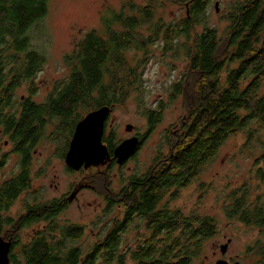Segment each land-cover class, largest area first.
<instances>
[{
	"label": "trees",
	"instance_id": "16d2710c",
	"mask_svg": "<svg viewBox=\"0 0 264 264\" xmlns=\"http://www.w3.org/2000/svg\"><path fill=\"white\" fill-rule=\"evenodd\" d=\"M49 1L0 0V126L16 125L22 143L30 135L36 139L48 126L67 139L90 112L115 108L143 91L141 68L157 42L173 53L184 52V76L170 93L172 100L185 99L188 112L176 136L167 138V155L160 153L143 176H132L120 195L109 196L105 186L108 204L115 198L123 211L116 224L110 220L104 227L100 237L105 240L95 250L72 246L78 239L75 229H66L59 240L52 235L58 229L50 225L51 236L44 232L23 245L10 264H126L127 255L118 253L121 236L138 220L134 229L146 226V234L156 232L157 244L137 245L129 253L135 264H192L202 241L215 233L217 221L185 218L162 202L169 194L170 199L177 198L175 193L196 181L238 134L249 143L259 141L256 165L264 162L260 136V129L264 130V0H237L230 5L224 41L205 19L207 6L214 0L127 2L118 12H109L103 35L92 30L75 42L65 60L68 77L54 84L43 103L32 101L36 93L32 86L31 97L17 101L16 90L32 85L46 63L33 42L35 34L45 35ZM167 3L187 6L185 18L170 23L157 18ZM180 38L186 42L180 43ZM130 51L139 55L133 64L127 59ZM157 113L150 110L147 115L150 129L159 122ZM107 143L111 148L116 144L113 138ZM243 148L253 151L247 144ZM251 197L246 186L232 190L225 215L245 226L264 228L263 197ZM258 250L259 264H264V244Z\"/></svg>",
	"mask_w": 264,
	"mask_h": 264
},
{
	"label": "rangeland",
	"instance_id": "374dc122",
	"mask_svg": "<svg viewBox=\"0 0 264 264\" xmlns=\"http://www.w3.org/2000/svg\"><path fill=\"white\" fill-rule=\"evenodd\" d=\"M237 0H214L208 4L205 14L206 21L211 28H215L224 41L225 31L229 25V7ZM133 2L144 5L146 0H50L48 3V14L44 19L45 35L35 34L37 39L33 42L34 47L46 58V63L40 72L35 76L32 85H23L15 92L18 100L31 97L29 89L31 86L36 89L31 97L36 104H41L47 98L54 84L67 78L70 68L66 64V57L72 52L76 41L95 30L104 34V19L109 18V12H118L124 4ZM187 6L167 3L161 8L157 18H162L165 23L173 20H182L186 16ZM202 26L197 28L201 32ZM185 43L184 38L179 39ZM179 45H177L178 47ZM184 52L173 53L165 50L162 43L157 42L148 51L147 64L141 68L144 80L143 91L130 95L123 104L113 108L106 125L107 134H116L118 139L127 137L126 126L131 125L135 132L146 135L143 149L138 154L135 162L123 169L115 168L111 171L109 179L96 175L95 172L87 171V179L95 180L96 190L85 191L80 197V208L73 206L67 215L81 221L86 232L91 236L90 223H97L96 232L104 222L116 217L115 209L107 218L101 213L103 208L99 207L102 198L106 196L105 186L114 191L120 189L121 178H129L135 173H143L149 169L154 156L160 153L167 155L170 147L167 144L169 136H176L182 120L187 115V103L185 99L172 100L170 88L182 80L187 66L183 56ZM139 60V55L130 51L127 53L129 63L133 64L134 59ZM155 111L160 114L159 122L153 129L149 127L148 113ZM52 127L48 126L47 136H51ZM172 134V135H171ZM260 136L264 139V130L260 129ZM57 135L54 141L46 143V146L53 150H60L62 140ZM120 141H117L118 144ZM247 144L253 151H247L243 146ZM48 148H45L44 155ZM260 154L259 141L248 142L246 136L238 134L230 139L222 147L217 161L208 167L200 177L189 186L175 193L178 197L170 199L169 194L162 202L167 204L170 211H180L185 218L199 216L214 218L217 221V228L212 236L202 241L198 256L192 264H216L217 258H222L220 247L227 245V256H238L242 264H259V245L264 244V228L245 226L244 224L229 220L225 215L227 197L232 190L246 186L252 194L251 199L263 197L264 201V177L258 175V171L264 173V162L256 165V158ZM49 173H55L62 187L68 186L74 181V176L66 170L57 166ZM85 177L86 175H82ZM112 181V182H111ZM45 193L47 197L56 194L48 188L47 181ZM120 186H118V185ZM91 203V206H88ZM134 222L132 229L139 225ZM93 228V227H92ZM31 232V231H29ZM145 235L149 236V234ZM177 235V234H176ZM25 237V235H24ZM121 246L118 253L127 255L126 264H135L129 253L135 250L136 235L133 231L122 236ZM91 242L92 236L90 237ZM91 242H81L72 245L85 250L91 248ZM72 248V247H69ZM129 249V250H128Z\"/></svg>",
	"mask_w": 264,
	"mask_h": 264
},
{
	"label": "flooded vegetation",
	"instance_id": "af4514ba",
	"mask_svg": "<svg viewBox=\"0 0 264 264\" xmlns=\"http://www.w3.org/2000/svg\"><path fill=\"white\" fill-rule=\"evenodd\" d=\"M109 117L105 122V130L103 136V144L108 148L111 159L104 167L99 168H90L84 169L81 168L78 171H74L66 166L65 159L66 154L69 150L70 141L72 139L73 133L68 136L67 139L63 136H59L58 140H62V145L59 147L60 150H53L46 146V143L53 142L55 132L52 129L51 136H47L45 132L42 135H38L35 139L30 135L28 140L25 143L19 141V135L16 133L15 126H0V239L9 244V264L15 256H17L21 247L25 244L30 243L32 240L37 239L39 236L45 235L51 236L49 231L50 225L52 229L56 226L57 231L52 235L61 240L63 232L68 229H75L78 239L76 243L91 242L90 237L92 236L91 250L97 246L98 243L103 242L105 238L100 237L101 233L104 232V227L108 222H104L103 225L98 229L97 223H90L91 228L89 229L91 236L86 232V227H84L81 221H76L75 218L70 217L68 214L69 210L76 206L80 208V197L85 191H95L96 185L95 180L87 179V171L95 172L96 175L102 176L107 181L109 179L110 173L113 169H123L128 167L130 164L135 162L140 151L143 149L146 141V135L135 132L133 129L131 132H127V137L118 139L116 134L112 135L107 134L106 125ZM113 138L114 142L120 141L118 144H115L113 148L107 143V140ZM131 138H137L139 140V145L134 152V154L123 164L119 165L117 160L114 158V149L124 140ZM45 148H48L47 154L44 155L43 152ZM158 157L156 154L152 160ZM151 164V165H152ZM61 166L69 174L74 176V181L69 182L66 188L61 186L58 182L59 178L55 173H49L52 168ZM146 172L135 173L132 176H143ZM82 175H86L83 177ZM131 177L121 178L120 189L117 191L112 190L108 187V195L113 197V195H120L121 191L128 187L131 183ZM44 181H47L48 188L53 191L56 195L52 197H47L45 190L46 185ZM112 182V181H111ZM74 194V197L71 199V196ZM113 199V198H112ZM118 200L114 198L111 204H108L106 196L102 198V204L96 208H103L101 213L107 214L112 213L115 209L118 211L117 216L112 218L115 220L113 224L122 217V205L117 203ZM88 206H91V203H88ZM109 214L108 216H110ZM121 216V217H120ZM134 220H138L135 218ZM129 228L123 232V235L133 231L136 235L135 244L145 243H155L157 244V233L149 231V236L145 237V230L141 229H132ZM143 225V224H142ZM93 227V228H92ZM144 227V226H143ZM31 231V232H29ZM49 233H48V232ZM111 231H109L110 233ZM108 233V231H107ZM42 234V235H41ZM25 235V237H24ZM121 236V242H123ZM223 247V246H222ZM222 258H217V261H223L227 264H242L238 256H227L228 246L226 252H222ZM82 250L86 251L82 248ZM95 250V248L93 249ZM92 250V251H93ZM121 254V253H120ZM119 254V255H120Z\"/></svg>",
	"mask_w": 264,
	"mask_h": 264
},
{
	"label": "water",
	"instance_id": "95a60500",
	"mask_svg": "<svg viewBox=\"0 0 264 264\" xmlns=\"http://www.w3.org/2000/svg\"><path fill=\"white\" fill-rule=\"evenodd\" d=\"M113 112V107H101L90 112L80 122L77 123L69 150L66 154V166L74 171L81 168H99L107 165L111 159L108 148L103 144L105 122ZM133 126L127 125L126 131L131 132ZM139 145L137 138L122 141L114 149V158L119 165L126 162L136 151ZM74 194L71 196V199ZM9 244L0 239V264H9ZM227 245L222 247V252H226ZM216 264H227L218 261Z\"/></svg>",
	"mask_w": 264,
	"mask_h": 264
}]
</instances>
